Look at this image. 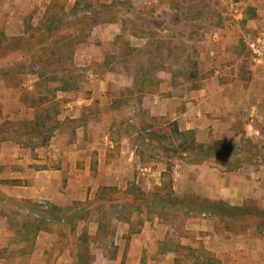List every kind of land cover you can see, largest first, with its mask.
<instances>
[{"label":"rangeland","instance_id":"obj_1","mask_svg":"<svg viewBox=\"0 0 264 264\" xmlns=\"http://www.w3.org/2000/svg\"><path fill=\"white\" fill-rule=\"evenodd\" d=\"M228 4L224 0H0V140L42 142L41 137L12 132L31 127L24 125L27 115L18 105V98L31 92L28 98L40 113V123L61 124L48 143L55 138L67 151L75 150L79 139L98 143L88 179L91 199L67 206L40 204L58 208L52 209L50 220L10 197L3 188L9 182L0 179V228L9 227L6 249L14 260H21L18 264H149L156 250L183 254L187 249L194 252V264H200V256L207 255L201 239L207 232L205 224L229 237L264 231L252 221L228 225L207 214H189L180 203L156 211L145 201L156 196L211 200L206 189L214 178L207 182L195 166L230 170L264 164V144L249 143L244 136L240 141L233 137L200 143L195 131L180 125L186 137L171 133L164 124L174 118L155 115L143 105L150 93L166 95L164 90L179 87L180 94L183 85L197 86V79L205 74L203 54L209 31L224 19H233L222 15L228 13ZM55 21L61 27L56 36L37 45L36 39L50 35L47 28ZM255 34L249 33L250 39ZM19 44L23 48L11 52ZM28 44L33 48L28 49ZM242 46L241 72L247 76L254 64L247 42ZM41 48L50 52L40 56ZM33 55L37 58L31 60ZM60 83L63 90L57 91ZM95 90L100 96L91 104L88 100ZM146 126H164L156 142L144 141L146 135L137 133ZM124 139L130 143L121 145ZM109 140L118 145L110 149ZM185 142L188 148L194 142L204 152L215 151L207 156L209 161L194 162L198 150L184 153ZM132 150L135 156L130 160ZM105 158L121 177L106 175ZM249 203L264 210L258 203ZM71 214L76 215L72 223L57 219Z\"/></svg>","mask_w":264,"mask_h":264},{"label":"crops","instance_id":"obj_2","mask_svg":"<svg viewBox=\"0 0 264 264\" xmlns=\"http://www.w3.org/2000/svg\"><path fill=\"white\" fill-rule=\"evenodd\" d=\"M224 1L229 6L228 13L222 15H231L233 19L231 22L224 19L222 24L209 31L210 40L206 41L203 54L205 74L197 79V86L183 85L180 94H177L179 87L164 90L166 95L163 92L150 93L145 97L143 105L155 115L173 117L185 131H195L200 137V143L233 137L240 141L244 136L249 143L264 144V69L251 67L252 73L247 76L241 72L244 67L242 44L250 39L249 33L264 30V0ZM94 92L88 100L91 104L100 96L98 90ZM24 93L30 96L31 92ZM24 93L18 98V105L22 106L20 112L27 115L24 121L32 122L37 119V109L32 105V97L27 98ZM69 107L72 108L71 105ZM239 130L245 134L242 135ZM22 143L12 139L0 140V179L9 182L3 188L10 197L56 206L91 199L88 179L91 178L92 156H96L94 150L98 151L97 142L89 144L79 139L74 144L75 150L70 151L59 145L60 142L55 138L46 147L23 146ZM129 143V139H124L121 145ZM108 145L113 149L118 144L109 140ZM250 153L256 157L260 155ZM134 156L132 150L130 160ZM103 163L109 171L106 174L108 177H121L111 165L106 164V158ZM195 167L201 169L197 171L205 180L214 178V183L208 184L206 189V195L211 200L223 201L233 207H242L252 202L264 208V164H250L248 167L230 170L204 165ZM100 170L103 171L102 166ZM73 185L78 187V191ZM4 219L7 221V218ZM205 226L203 230L207 232L201 239L206 244L207 255L206 258L200 256V264H264V231L229 237L216 231L210 224ZM6 232H11L9 227L0 228V264L21 263L20 259L14 260L6 249L7 237L11 236ZM43 252L39 255L43 256ZM193 254L190 249L183 254L156 250L149 264H194Z\"/></svg>","mask_w":264,"mask_h":264},{"label":"trees","instance_id":"obj_3","mask_svg":"<svg viewBox=\"0 0 264 264\" xmlns=\"http://www.w3.org/2000/svg\"><path fill=\"white\" fill-rule=\"evenodd\" d=\"M56 21L55 22H52L51 25H49V27L47 28V32L48 35L47 37H42V38H38L36 39V43L37 45L40 46V44H45L50 42L52 40V38L54 36H56V31H58L61 27L60 26H56ZM80 33L82 31H79ZM64 40H66L67 38H64L62 37ZM23 45L19 44L17 46H14L12 49H11V52H14L20 48H23L21 47ZM28 49L29 47L33 48V45L32 44H28L27 45ZM26 48V47H24ZM50 52V49L46 50L45 52L42 50V48L39 50V53H40V56H43L47 53ZM30 55L32 54H29L27 56L30 57ZM27 58V59H30V58ZM32 59H35L37 58L35 55L31 56ZM41 58V57H40ZM27 62V60L25 59L24 61H21V62H18V65L19 66H23L24 64H20V63H25ZM24 68V67H23ZM64 83V82H63ZM63 83H60V88H57V91L58 90H63L62 89V86ZM24 96H29V94L27 93H24ZM53 99V98H52ZM28 103V102H27ZM42 112H46L45 110H43ZM40 113L38 114L37 113V119L35 121H32V122H26L24 121V125H28L31 126V127H28V126H25L24 127V130L21 131V130H18V129H12V132H14L15 134H19L20 136H29V137H41L42 139V142L40 144H35V143H22L23 146H30V147H37L39 145H46L49 141V138H50V134H52L56 129L59 128V126L61 124L59 123H56L55 125H52L50 126V124H48L47 120H44L43 122L40 123ZM165 127L167 128H170V131H172L171 133H175L177 135H181V136H184L186 137L188 134H186V132H182L179 128V124L177 121H173V122H169L167 124H164ZM33 126V127H32ZM147 128H144V129H141L139 132H137L138 134L140 133L141 135H146L145 136V139L142 138V140L144 141H152L154 142L155 141V137H157V134L158 132L162 129L163 130V127H157V128H153V127H150V126H146ZM157 129V130H156ZM153 131V134H149V132H152ZM1 132V131H0ZM192 134V133H191ZM194 140V139H193ZM156 142V141H155ZM195 142V141H194ZM192 142L191 144V148H188V143L187 144H181L182 147H184L183 149V152L184 153H191L193 152L194 150H198L197 153H196V160H193L194 162H205V161H209L210 159L207 158V156L215 151L214 148H210L209 150H207L206 152H204V148L203 146H197L195 145V143ZM159 143V149L160 150H163V146L161 144V142H158ZM152 146V143L150 144ZM186 145V146H184ZM178 152V150L176 151H173V154ZM175 157H178L176 154H174ZM198 157V158H197ZM142 197L144 196V198H148V197H145V195H142L140 194ZM139 195V196H140ZM190 201H187V200H183V199H167L165 197H155L154 200H150V199H146L145 201L146 202H149L152 206L151 208L155 209L156 211H164V210H168L170 207H172V205H174V203H180V204H184L185 207H188V213L189 214H192V213H195V214H207L209 215L211 218H214V219H220L222 221H225L226 223H228V225H231V224H235V223H240V222H244V221H252L254 225L260 227L261 229H264V210L255 206V205H252V204H248V205H244L242 207H233V206H230L229 204L223 202V201H215V200H207V199H201V198H198V197H193V196H190ZM185 201H187V206H186V203H184ZM22 203L24 204H28V208H31V210H35V212H37L38 214H40L43 218V220H50V218L53 217L52 214V209L54 211V208H57V207H54V206H41L40 204L38 203H34L32 201H21ZM58 209V208H57ZM170 209H174V208H170ZM179 210L181 209H184L183 206H179L178 208ZM61 210V209H59ZM67 210H72L71 208L67 209ZM178 210V211H179ZM67 212V211H66ZM188 214V215H189ZM74 216H76L75 214H71L69 216H63V217H57V219H61V220H65L66 219V222H69V223H72L73 219H74ZM254 216H260V220H254L253 217Z\"/></svg>","mask_w":264,"mask_h":264},{"label":"built area","instance_id":"obj_4","mask_svg":"<svg viewBox=\"0 0 264 264\" xmlns=\"http://www.w3.org/2000/svg\"><path fill=\"white\" fill-rule=\"evenodd\" d=\"M247 51L254 66L264 69V30L247 41Z\"/></svg>","mask_w":264,"mask_h":264}]
</instances>
